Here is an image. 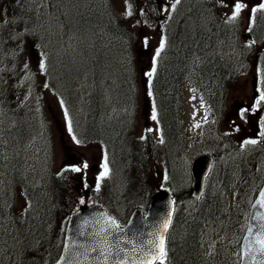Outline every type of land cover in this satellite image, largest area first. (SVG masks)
<instances>
[{
	"label": "trees",
	"instance_id": "trees-1",
	"mask_svg": "<svg viewBox=\"0 0 264 264\" xmlns=\"http://www.w3.org/2000/svg\"><path fill=\"white\" fill-rule=\"evenodd\" d=\"M81 1L84 11L77 20L96 32L94 56L102 57L98 64L104 62L98 66L106 65L120 83L129 86L131 30L126 26L133 18L141 16L139 10L125 20L115 9L113 1V7L109 0ZM24 14L30 19L31 15ZM180 17L169 34L168 48L161 56L158 73L152 81L156 113L165 140L158 144L146 138L138 141L137 148L129 149V172L122 195L127 208L146 204L152 189L141 171L148 160L151 163L158 157L167 166L165 183L176 202H180L167 234V255L163 264H237L248 204L264 175V155H251L257 161L256 168L243 155L216 165L219 175L208 180L203 198L185 208V201L190 198L186 170L170 158V152L178 147L179 142L180 84L191 79L205 92L209 90L208 95L217 101L222 96L223 78L228 76L232 66L231 60L225 57L227 54H221L218 41L204 31V19L201 20L199 15L192 19L186 13H181ZM195 38L196 43L188 42ZM236 58L242 59V56ZM102 129L95 133L108 140ZM136 170L139 173H135ZM172 173L174 180L171 183ZM7 176V169L0 165V263H50L51 257L41 253L38 246L52 228L56 213L60 209H65V213L68 211L62 201L61 186L65 179L60 174L45 189L26 186L23 193L29 197L30 205L25 208V216L20 217L14 213L12 204L14 183ZM101 195L104 196L99 197ZM101 195L97 194V199L93 200L113 212L112 193L105 190ZM204 239L210 244V247L207 244L208 249L202 248Z\"/></svg>",
	"mask_w": 264,
	"mask_h": 264
},
{
	"label": "rangeland",
	"instance_id": "rangeland-1",
	"mask_svg": "<svg viewBox=\"0 0 264 264\" xmlns=\"http://www.w3.org/2000/svg\"><path fill=\"white\" fill-rule=\"evenodd\" d=\"M127 1L134 3V0H115L121 16L126 15L128 12L129 5L127 4ZM135 1L137 2V8L140 7L147 9L148 13L146 14L149 17H151L152 14H155L156 19L160 21L159 23H156L158 21H154L149 25L146 22L140 21L138 17L132 19L131 29L134 35V59L135 67L137 69V81L138 79L139 81L137 83L135 100L131 105L119 103L116 100L115 95L111 93V84L113 83H108L105 78L101 77L100 72L97 73V75L92 65L89 64L93 58L89 54V51L92 52V50L89 49L90 46L92 47L91 32L95 30L89 28L88 25L82 28V34L78 35L79 40H75L71 43L74 46L68 45L63 40L57 42L53 51H49L50 43L48 41L47 59L42 57L43 59L34 60L32 64H25L21 61L17 62L9 59L7 64H5V66L17 64L16 73L18 74V79L21 83L20 96L22 98L23 95H25L30 102H33L29 107L21 109V114H24L25 112L29 114L34 113L36 120L35 129L30 130V134L33 135V137H30L27 145L30 143L32 147H36L37 149L42 146L46 149V154L48 153V149L52 151V160L50 161V164L45 165V167L48 166L49 168L51 164L59 166L65 165L66 167L75 165L80 169L76 173V178H72L71 181L73 191L71 200L74 202L75 200L80 201L81 199L79 198L84 196V193L79 190L80 184H94V179L104 170L102 165L105 163L107 164V168L110 169L109 163L103 154V148L97 143L90 142L88 139L79 141L75 131L82 126L83 118L89 109L90 102L88 93L93 84L97 85L100 100V117H98V119H114V122L117 123L118 127L117 125L116 127H111L110 130L113 134L127 133L129 136H141L148 131L152 135H155V137L159 135L155 126V121L153 120V112L151 111L149 104L145 103L144 100L148 97L145 86L147 77L145 74L150 70L156 50L163 39L161 33V21L169 19L170 13L174 10L175 6L183 10L188 5L185 4V0H178V2L177 0H155V2H153L154 0ZM219 2L222 6V18L220 20H222L225 25L226 32L230 33L231 31L229 28H232L233 24L242 20H244V23L245 20L251 19L254 13L253 8L256 6L257 10L262 4L259 0H251L250 5L248 0H239L243 5L240 11L242 14L246 13L247 16L244 15L243 17L237 15L235 19H230L233 14L236 0H219ZM79 4L84 6L82 1H80ZM196 4H198V7L201 9L190 12V17L192 19L197 18L199 15L201 20L204 19V21H206L207 18L204 15L205 13L208 14L210 9L214 12L217 11L214 7L210 8L205 0H194L193 4L188 6L187 10L194 9ZM208 17L211 18V16ZM260 21L264 22V13L262 14ZM204 25H207V23L204 22ZM204 31L207 32L206 29ZM190 37H192V35H190ZM188 42L196 43V38L195 40L190 39ZM0 46H2V44H0ZM9 54L14 56L12 51L5 55L9 56ZM37 55L38 52L33 56ZM1 56L3 55L0 52V60ZM251 56H254V54H251ZM23 57L25 60L28 59V57H25L24 55ZM88 64L92 67L91 70ZM41 65H43V67ZM1 67L0 63V68ZM24 70H27L26 85H23L22 82ZM46 73L49 75L52 74L61 86L60 89L65 90V98L61 97L56 89L41 86L42 76ZM250 80L251 78L249 76L244 75L236 81L234 87L233 84L230 86L226 99V108L222 115V119H219L217 122H215L211 110L202 99V96L199 95L196 90L192 89L190 85H187L182 95L181 105V118L184 130V136L182 138L184 140L183 143L188 146L194 139L195 149L206 148V150H209L216 157L218 156V159L222 160L224 163L234 157L239 158V155L228 153L229 144H234L236 147V141L232 143V141L227 139L221 143L220 141H216V137L219 135L218 132H223L229 128L230 121L232 120H236L239 127L242 126L239 124V104L244 101L243 97L248 99L252 93ZM59 85L56 86L59 87ZM0 86L1 88L5 87L4 79L1 77ZM38 94L42 95V98ZM66 98L68 101L65 105L62 100H65ZM65 106L68 107V112L71 117L70 121L74 122L76 126V129H72L73 131L70 130L69 123L65 120L67 116ZM5 109L7 108L3 104H0V112L5 111ZM256 117L258 118L257 122L248 124V120L242 128L236 129V133H241L242 139L250 138L253 131H262V129H264L263 112L260 117ZM25 123L27 126L30 125L27 121ZM48 131H50V136L53 141L52 147L47 143ZM236 133L234 134L235 137ZM44 137H47L46 141H44ZM56 138L60 141V145H58ZM39 151L40 150H38V153L34 154L35 158L32 160L31 165L28 166L31 171H38L39 164H42L40 158L36 159ZM170 153H172L170 158H175L174 150ZM193 155L195 154H191L190 152L181 154V161L184 163L188 162L189 164ZM27 156L28 155L23 156L25 161L24 164L26 165L28 164L26 162V159L28 158ZM161 169L162 168L158 163L154 166H148L147 168L142 169L143 171L141 172L146 176L150 189L156 190L162 186ZM26 170L28 171V168ZM112 171L116 173L114 175L112 188L113 190L116 189V193H118L121 185L119 179H117V175H120L119 172L121 170H119V172L118 170ZM135 173H139V170H136ZM218 175V171H215L213 174L214 178L218 177ZM77 179L80 180V183H77ZM229 191H231V189ZM190 204L192 205L191 202ZM16 205H25V200L19 196ZM205 240L206 239L202 242L203 249L207 248V244L210 245L208 241L205 242ZM207 240L209 239L207 238ZM58 242L59 238L57 239L56 244H58Z\"/></svg>",
	"mask_w": 264,
	"mask_h": 264
},
{
	"label": "water",
	"instance_id": "water-1",
	"mask_svg": "<svg viewBox=\"0 0 264 264\" xmlns=\"http://www.w3.org/2000/svg\"><path fill=\"white\" fill-rule=\"evenodd\" d=\"M210 163L211 157L207 155L199 156L193 162L191 170V194L196 198H198L202 192L204 179L208 173ZM262 190H264V183L250 206L247 227L240 243L239 264H252L251 256L245 254L247 244L245 237L248 235L247 229L250 223V215L253 212L264 213V206L258 205L255 209L252 207L255 201L260 199V192ZM172 212L173 203L169 193L164 190H158L151 196L145 214H143L141 209L137 208L133 210L124 225L120 226L115 221L116 224L120 226V231L117 232L113 229L108 239L111 240L113 236H117L120 239L131 241V243L121 245L127 252H130L133 244H136L138 248H153L158 257L160 240L163 238V241H165V235L170 224ZM109 218L114 219L98 205H83L70 214L64 231L61 253L53 264H65V260H62L61 257H66L67 260L71 262L79 261L80 264H96L98 260L102 261L103 258L100 256L99 252H91L89 250L94 247L103 246L104 237L95 234L99 232L102 224L106 227V222ZM165 224H167V228L164 227ZM122 257L123 254H121V256H112L110 258V264L111 261H119ZM123 258L135 260L136 256ZM148 259H153V256L149 255Z\"/></svg>",
	"mask_w": 264,
	"mask_h": 264
},
{
	"label": "snow or ice",
	"instance_id": "snow-or-ice-1",
	"mask_svg": "<svg viewBox=\"0 0 264 264\" xmlns=\"http://www.w3.org/2000/svg\"><path fill=\"white\" fill-rule=\"evenodd\" d=\"M178 2V0H177ZM243 5L237 0L233 8V14L230 19H235L236 16L239 14ZM261 8H264V4L260 5ZM256 9H253L255 12ZM129 15L131 12L129 11ZM164 47V41L161 40L160 48L156 50V56H159L161 49ZM43 67V65H41ZM155 72V57L153 58V69L152 72L146 73L147 76L151 77L152 74ZM151 94V93H149ZM261 100H264V93L261 94ZM153 119H155V113L153 114ZM256 140H249L245 143L255 144ZM86 166V165H85ZM104 171L100 173L99 178H103L108 174L107 164L105 163L102 165ZM75 171H79V168L73 169ZM99 186V185H98ZM83 203V201H81ZM264 206V190L260 192V199L256 200L255 203L252 205L253 209L257 206ZM250 223L248 226V235L245 237L246 244V255L251 256L252 264H264V213L261 212H253L249 217ZM167 228V224L164 225ZM115 229L117 232L120 231V226L116 224L114 219L109 218L106 222V227L104 224L101 225L99 232L95 235L103 236L104 237V244L102 247H94L91 248L89 251L91 252H99L100 256L103 258L102 261L98 260L96 264H110V258L112 256H121L123 257L128 256H136L135 260L121 258L119 261H111V264H156V260L164 257L166 255L165 248H164V241L163 238L160 240L159 248H158V257L155 254V250L153 248H138L136 244H133L130 252L125 251L122 244L131 243V241L127 239H120L117 236H113L111 240L108 239L111 231ZM67 251V249H66ZM142 254V255H139ZM153 256V259L149 260L148 256ZM62 260H65V264H80L79 261L71 262L68 261L66 257H61Z\"/></svg>",
	"mask_w": 264,
	"mask_h": 264
},
{
	"label": "bare ground",
	"instance_id": "bare-ground-1",
	"mask_svg": "<svg viewBox=\"0 0 264 264\" xmlns=\"http://www.w3.org/2000/svg\"><path fill=\"white\" fill-rule=\"evenodd\" d=\"M21 9H22V11L24 13L27 12L28 15H31V17L33 16V14L35 12V7H34V4L32 2H26V3H24L23 5H21ZM91 53L92 52L89 51V54L90 55H91ZM0 104H3L6 108L9 106V102L8 101L0 102ZM20 126L21 127H26L27 124L25 122H22V123H20Z\"/></svg>",
	"mask_w": 264,
	"mask_h": 264
},
{
	"label": "flooded vegetation",
	"instance_id": "flooded-vegetation-1",
	"mask_svg": "<svg viewBox=\"0 0 264 264\" xmlns=\"http://www.w3.org/2000/svg\"><path fill=\"white\" fill-rule=\"evenodd\" d=\"M218 37H219V38H221V37H220V33H219V32H217V37H216V40H217V41H221V39H220V40H218V39H217ZM254 86H255V84H254Z\"/></svg>",
	"mask_w": 264,
	"mask_h": 264
}]
</instances>
